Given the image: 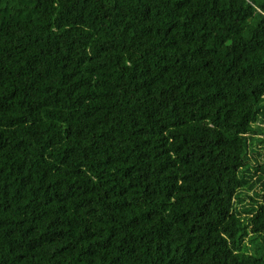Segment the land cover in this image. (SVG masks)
<instances>
[{
  "label": "trees",
  "instance_id": "1",
  "mask_svg": "<svg viewBox=\"0 0 264 264\" xmlns=\"http://www.w3.org/2000/svg\"><path fill=\"white\" fill-rule=\"evenodd\" d=\"M264 0H0V264H264Z\"/></svg>",
  "mask_w": 264,
  "mask_h": 264
},
{
  "label": "rangeland",
  "instance_id": "2",
  "mask_svg": "<svg viewBox=\"0 0 264 264\" xmlns=\"http://www.w3.org/2000/svg\"><path fill=\"white\" fill-rule=\"evenodd\" d=\"M260 125L264 128V122L260 123ZM256 137L262 138L263 142L256 141L255 145L257 147V152L251 153V170L254 175L253 179L262 174V172L260 170H256L255 167H259V165H264V133L260 131V128H258L257 130Z\"/></svg>",
  "mask_w": 264,
  "mask_h": 264
}]
</instances>
